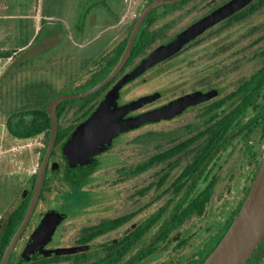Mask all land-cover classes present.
I'll return each mask as SVG.
<instances>
[{
  "label": "flooded vegetation",
  "instance_id": "obj_1",
  "mask_svg": "<svg viewBox=\"0 0 264 264\" xmlns=\"http://www.w3.org/2000/svg\"><path fill=\"white\" fill-rule=\"evenodd\" d=\"M151 1L139 0L134 12L122 13L118 31L92 56L84 80L74 85L83 87L75 92L112 69ZM198 23L199 31L177 50L118 89L117 108L148 97L120 119L168 106L167 115L121 130L93 155L87 171L68 175L63 146L77 126L153 49ZM86 96L81 103L57 104L56 138L33 210L3 264H200L237 212L261 159L264 0L158 3L142 17L119 71ZM158 126L168 134L162 149L139 152V133ZM49 128L50 118L48 128L39 132L45 141L29 184L0 215V264L32 196ZM221 177L226 179L222 190L236 191V196L217 198ZM20 204L24 211L2 245L9 214ZM35 231L36 240L27 247ZM246 264H264V237Z\"/></svg>",
  "mask_w": 264,
  "mask_h": 264
},
{
  "label": "rangeland",
  "instance_id": "obj_2",
  "mask_svg": "<svg viewBox=\"0 0 264 264\" xmlns=\"http://www.w3.org/2000/svg\"><path fill=\"white\" fill-rule=\"evenodd\" d=\"M137 1L124 0L123 12H134L138 6ZM89 2L0 0V12L15 13L12 18L0 17V49L11 51V56L0 57V215L17 203L19 192L29 184L45 141L43 133L17 137L9 131V127L27 125L39 119L48 99L59 94L75 93L82 88L81 85H74L84 80L94 58L92 56L101 53L99 41L79 46L67 39V33L69 37L72 36L70 30L73 28L71 21L75 7L77 10H85ZM36 11L43 16L45 13L51 16L38 18L34 32V18L31 14ZM92 15L94 12H91L89 22L93 20ZM119 25L117 23L107 27V33L113 35ZM30 37L28 44L18 46ZM84 97L69 99L67 102L81 103ZM174 133L172 131V135ZM167 136L163 126L140 132L139 152L150 153L162 149L164 145H160L166 142ZM224 182L225 177H221L217 198L223 195L232 197V194L236 196V191L222 190Z\"/></svg>",
  "mask_w": 264,
  "mask_h": 264
},
{
  "label": "water",
  "instance_id": "obj_3",
  "mask_svg": "<svg viewBox=\"0 0 264 264\" xmlns=\"http://www.w3.org/2000/svg\"><path fill=\"white\" fill-rule=\"evenodd\" d=\"M173 1V0H152L146 5L138 18L136 19L132 31L125 44L123 52L118 61L112 69L96 84L93 86L71 94H59L50 98L45 109L50 118L49 138L43 150V157L38 165L36 177L33 186V193L30 198L27 209L24 213L23 219L19 226L16 228L12 238L6 245L3 259L1 264L5 262L6 256L9 254L15 240L26 224L36 201L38 190L40 188L47 157L54 145L57 129V104L77 97L89 95L98 90L109 79H111L122 67L127 59L132 45V40L138 29L142 17L148 10L156 6L160 2ZM229 9V8H227ZM225 12V11H224ZM223 12V13H224ZM222 15L221 13H219ZM199 24H194L186 31L180 33L174 40L166 45L159 46L153 49L148 57L144 58L136 67L129 73L123 75L106 93L104 98L100 101L99 105L92 112V114L82 123H80L75 131L71 134L69 139L63 146V152L66 156V172L68 175L76 176L82 174L94 162L93 155L106 147L111 138L118 134L121 130L133 127L143 121L156 119L166 116L165 109H160L144 113L136 117H127L120 119L119 116L129 109L137 107L144 102L148 97H140L136 100L130 101L120 108L115 106L116 98L118 95L119 87L127 80L133 78L138 73L143 71L148 66L152 65L158 60L168 56L173 51L177 50L184 39L189 35L198 32ZM182 99H178L172 103V108L177 109ZM170 106V107H171ZM38 231L32 235V241L27 247L32 246L33 241L36 240ZM264 237V142L262 146V154L257 172L251 182V185L244 196L241 205L229 223L228 227L214 245L212 250L202 260L200 264H246L251 254L257 245Z\"/></svg>",
  "mask_w": 264,
  "mask_h": 264
},
{
  "label": "trees",
  "instance_id": "obj_4",
  "mask_svg": "<svg viewBox=\"0 0 264 264\" xmlns=\"http://www.w3.org/2000/svg\"><path fill=\"white\" fill-rule=\"evenodd\" d=\"M89 1H90L89 5L85 10H83L82 8H79V10H77V8L74 6L75 7L74 18L71 21L73 28L72 30H70V33L73 38L79 39V34L83 32L84 31L83 28L87 26L88 18L91 15V12H94V15H92V17L93 19H95V22H99L100 20L103 22L104 25H112L119 20L120 16L124 11V5H125L124 0H89ZM45 15L51 16L48 13H45ZM69 35L70 34L67 33L68 41H69ZM118 48L119 49H117V55L120 53L122 49V45L119 46ZM9 56H11V51L6 49L5 50L0 49V57H9ZM113 62L114 60L110 61L108 65L111 66ZM86 98H88V96H85L83 100H85ZM48 126H49V116L45 109L43 110V112L40 113L39 119L34 120L27 125H21L19 127H14V128L9 127V131L17 137H30L47 129ZM24 207L25 204H20L16 209L10 212L9 218L12 219H10V222H7L3 228L2 233H4V235H3L2 245H4L6 240L9 238L10 233L12 232L14 219L21 217L24 211Z\"/></svg>",
  "mask_w": 264,
  "mask_h": 264
},
{
  "label": "crops",
  "instance_id": "obj_5",
  "mask_svg": "<svg viewBox=\"0 0 264 264\" xmlns=\"http://www.w3.org/2000/svg\"><path fill=\"white\" fill-rule=\"evenodd\" d=\"M14 16H15L14 12H12V13L11 12L5 13L4 11L0 12V17H2V18H12ZM45 16H43L42 14H39L37 11L34 12L33 14H31V17L34 18L33 19V25H34L33 30H34V32L37 29V24H38L37 19L38 18L44 19ZM114 24H116V23H114ZM114 24L104 25L103 22L100 20H99V22H95V19H93L91 22H89V18H88L87 26L85 28H83L84 31L79 34V39L73 38L71 36V37H69V40L72 42L73 45H79V46H82L83 44L90 45L96 41H99V43H101L100 46H103L106 44L107 40L111 36L107 33V30H108L107 27L113 26ZM30 41H31V37L27 41H25V43L19 44L18 46L23 47L26 44H28Z\"/></svg>",
  "mask_w": 264,
  "mask_h": 264
}]
</instances>
